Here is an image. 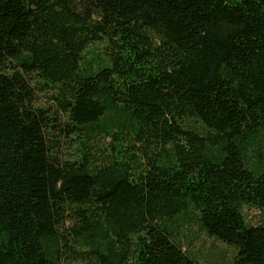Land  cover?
<instances>
[{"label":"trees","instance_id":"obj_1","mask_svg":"<svg viewBox=\"0 0 264 264\" xmlns=\"http://www.w3.org/2000/svg\"><path fill=\"white\" fill-rule=\"evenodd\" d=\"M185 225L264 264V0H0V264H200Z\"/></svg>","mask_w":264,"mask_h":264},{"label":"rangeland","instance_id":"obj_2","mask_svg":"<svg viewBox=\"0 0 264 264\" xmlns=\"http://www.w3.org/2000/svg\"><path fill=\"white\" fill-rule=\"evenodd\" d=\"M103 44H91L89 50L93 53H101ZM46 99V98H44ZM245 218L248 222L255 224L259 222L258 212L245 209ZM175 239L182 245V248L190 252L198 259L200 264H230L233 257V249L226 244L218 242L211 237L197 231L195 226H182L175 235ZM89 256V255H88ZM84 259L69 260L65 264H98L93 255Z\"/></svg>","mask_w":264,"mask_h":264}]
</instances>
